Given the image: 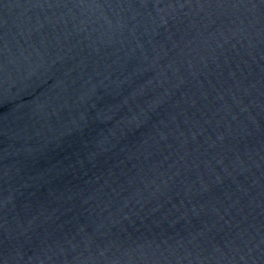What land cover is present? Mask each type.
<instances>
[{
	"label": "water",
	"instance_id": "95a60500",
	"mask_svg": "<svg viewBox=\"0 0 264 264\" xmlns=\"http://www.w3.org/2000/svg\"><path fill=\"white\" fill-rule=\"evenodd\" d=\"M0 264H264V0H0Z\"/></svg>",
	"mask_w": 264,
	"mask_h": 264
}]
</instances>
